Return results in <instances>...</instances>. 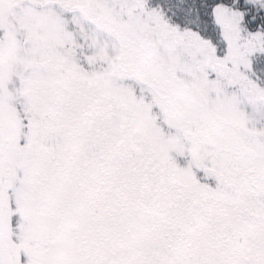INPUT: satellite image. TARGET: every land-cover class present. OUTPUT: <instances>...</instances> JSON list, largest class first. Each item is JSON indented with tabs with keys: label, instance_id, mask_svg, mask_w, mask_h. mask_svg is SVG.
Listing matches in <instances>:
<instances>
[{
	"label": "snow or ice",
	"instance_id": "6c2138e0",
	"mask_svg": "<svg viewBox=\"0 0 264 264\" xmlns=\"http://www.w3.org/2000/svg\"><path fill=\"white\" fill-rule=\"evenodd\" d=\"M0 264H264V0H0Z\"/></svg>",
	"mask_w": 264,
	"mask_h": 264
}]
</instances>
